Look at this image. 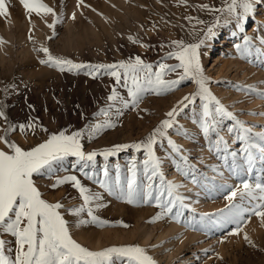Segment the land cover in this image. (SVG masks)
Masks as SVG:
<instances>
[{
  "label": "rangeland",
  "instance_id": "1",
  "mask_svg": "<svg viewBox=\"0 0 264 264\" xmlns=\"http://www.w3.org/2000/svg\"><path fill=\"white\" fill-rule=\"evenodd\" d=\"M229 2L83 0L78 6V0H44L61 17L53 31L47 27L52 22L51 15L32 13L29 19L21 0H7L9 14L0 16V38L6 41L0 44V111L6 117H0V135H5L9 126L35 125V131L17 128L7 132V138L25 150L62 130L66 134L85 130L81 139L85 152L144 140L167 118L166 113L178 101L196 90L193 81H183L168 93L145 92L137 105L124 107L121 100L131 99L127 89L117 85L115 78L104 70L95 78L87 74L88 69L62 72L41 64L40 60L46 57L35 49L44 46L54 56L93 65L127 61L139 55L155 68L169 51L178 50L172 41L193 44L202 39L204 43L198 51L212 93L253 133L264 132V98L251 91L264 92V0H257L253 13L243 25V32L236 28L234 18L226 11H217ZM203 5L207 7H201ZM213 25H216L214 34L206 37L208 28ZM244 36L249 37L246 46ZM237 44L241 45L240 49L236 48ZM163 62L178 63L175 57ZM176 77L177 73H170L165 78ZM113 86L119 97L116 101H108ZM101 108L109 111L108 117L99 114ZM117 112L122 114L117 115ZM105 119H110L115 127L89 139L86 126ZM211 120L210 117L209 123ZM202 122V106L197 99L195 104L179 112L173 128L167 130V136L180 151L175 152L167 138L155 145L166 180L182 185L178 192L184 198V206L178 202L172 213L155 222L150 221L162 211L156 200L160 182L158 178L152 181V196L144 202L149 180L143 170L142 161L146 158L143 150L137 152L128 148L107 160L97 155L95 163H89L84 171L80 170L82 164H76L75 157H67L55 163L50 172L34 175V181L42 198L52 203L61 202L65 209L78 207L83 201L70 182L52 188L58 178L74 175L92 193L102 197L99 203L103 207L96 208L97 202L91 206L96 216L108 221L103 226L93 223L77 226V219L90 221L87 210L76 217L61 209L71 225L73 238L90 250L139 245L157 264H264V223L261 219L246 214L247 223L240 225L239 234H235L236 224L225 220L231 211L227 199L231 191L242 188L243 180L254 184L260 177L264 181V163L255 156L256 166L251 173L247 172L240 151L242 142L236 140L235 132L228 131L235 124L234 120L224 118L216 131L207 135L202 130ZM218 137H223L227 144L217 143ZM0 148L8 150L2 142ZM233 152L237 153L235 157L231 155ZM133 157H136L139 197L129 203L126 195L119 193L127 191ZM105 167L109 173L107 178L103 175ZM105 179L112 192L100 185L99 181ZM167 198L165 194L162 199ZM232 203L249 206L239 196ZM177 212L181 214L178 219L175 218ZM217 212L223 214L217 227L205 225L207 222L200 225L202 218L205 220ZM145 233L148 238H144ZM245 234L250 237L251 244L244 239ZM3 238L8 241V248H15L13 237L5 235Z\"/></svg>",
  "mask_w": 264,
  "mask_h": 264
},
{
  "label": "snow or ice",
  "instance_id": "2",
  "mask_svg": "<svg viewBox=\"0 0 264 264\" xmlns=\"http://www.w3.org/2000/svg\"><path fill=\"white\" fill-rule=\"evenodd\" d=\"M26 9L29 19L31 14L38 16L51 15L52 22L47 27L55 31L56 25L60 22L61 17L56 10L44 3V0H21ZM83 0H78L82 4ZM257 0H230L226 7L217 9L220 12L234 18L235 26L241 32L244 31L243 25L253 13ZM201 7H207L203 5ZM8 7L7 0H0V16H7ZM72 18L75 19V13ZM230 21H225L229 23ZM219 23V19H217ZM213 25L209 27L206 37L213 35ZM235 35V33H233ZM33 37L30 35L29 39ZM51 39V37H49ZM245 46L248 44L249 37L244 36ZM264 39V38H262ZM135 42V41H134ZM6 43L0 38V44ZM178 50L169 51L162 61L155 66L147 63L137 55L127 61L121 60L113 64H82L75 63L71 59L57 57L52 55L49 48L41 46L35 49L43 52L45 59H41L40 63L49 67L58 68L60 71L76 72L88 69L87 74L96 77L100 70H104L105 74L114 77L116 84L127 89L130 101L122 99L121 103L124 107L129 104L135 106L138 104L142 94L153 91L156 94L168 93L176 90L183 81L190 80L196 84V90L193 93L185 95L177 105L166 113L167 118L162 120L153 131L139 142L131 144H117L110 148L102 150H93L85 152L81 142L85 135V130L74 131L66 134V131L53 133L49 135L44 142L25 150L16 142L7 138V132L25 131L31 128L35 131V125H18L9 126L5 129V135H0L2 142L8 150L0 148V264H157V261L148 254L144 247L139 245L111 246L101 250L93 251L81 245L73 238L71 233V225L65 218L64 209L70 215L80 217L87 210V219H77V226L88 223L103 226L108 221L101 220L94 214L91 206L93 202L95 207H103L99 203L102 197L99 194L92 193L90 189L84 186L81 181L74 175H68L58 178L51 185L52 188H58L65 183H71L72 186L79 191L83 203L80 206H73L65 209L61 202H49L42 198V193L34 181V175H41L50 172L53 165L64 161L67 157H75L76 164H82L81 171H84L89 163L94 164L97 155H101L107 160L110 156L116 155L119 151L128 148L135 149L137 152L143 150L145 159L142 161L144 174L149 180L147 191L144 193V202H147L152 196L154 187L152 181L159 179L160 186L157 188L156 196L157 204L162 209L157 213L150 222L162 219L165 215L172 213L173 208L179 202L183 205V197L178 192L182 186L173 181L166 180L162 171V161L155 154V145L160 143L162 138H167L168 144L175 152H179L180 148L175 142L167 136V130L173 128L175 117L183 108L189 104H195L199 99L202 106V130L205 135L215 132L218 124L224 118L235 121L232 127L228 128L230 133H236V140L242 142L241 153L244 156V163L247 165V172L251 173L256 166L255 153L259 154V160L264 163V132L253 133L252 129L245 126V123L238 120L234 113L229 111L227 107L212 93L208 86L209 78L205 75L200 61L198 49L204 43L185 44L181 40L171 42ZM237 49L241 48L240 44L236 45ZM178 61L175 64L164 63V59L173 58ZM170 73H177L174 79H166ZM251 88V86H249ZM252 92L264 98V92L251 89ZM251 94V93H250ZM119 93L113 86L111 94L107 97L108 101H116ZM109 108L112 107L110 104ZM99 114L105 117L109 116V111L105 108L99 110ZM122 113L117 112V115ZM0 117H5L3 111H0ZM212 118L209 123V118ZM219 117V120L216 119ZM115 127L110 119L103 122H97L93 125L86 126L88 138L93 139L96 135L107 128ZM227 144L223 137H218L217 143ZM220 151L219 148L216 149ZM227 151V148L224 149ZM233 157L236 152L231 153ZM186 160V157L183 158ZM227 159V157H225ZM136 157L132 158L129 172L131 177L127 182V191H121L119 195L125 196L127 202L134 203L139 197L136 190ZM180 170V169H178ZM104 177L107 178L109 173L107 167L104 169ZM118 180V178H117ZM100 185L109 192L113 189L107 180L99 181ZM165 194L167 199H162ZM239 196L241 201H247V207L240 204L232 203L235 197ZM230 201L231 211L225 218L227 223L236 224L235 234H239L240 225L247 223L245 215L258 216L264 223V181L257 177L254 184L247 180L242 181V188L231 191L227 197ZM181 214L177 212L175 218H179ZM10 235L14 238L15 248H8L3 237ZM244 239L251 244L250 237L245 234Z\"/></svg>",
  "mask_w": 264,
  "mask_h": 264
},
{
  "label": "bare ground",
  "instance_id": "3",
  "mask_svg": "<svg viewBox=\"0 0 264 264\" xmlns=\"http://www.w3.org/2000/svg\"><path fill=\"white\" fill-rule=\"evenodd\" d=\"M221 35V34H220ZM219 35V36H220ZM220 37H222V36H220ZM214 40V39H213ZM212 50V49H211ZM214 53V52H213ZM254 155L255 156H257V157H259V154L258 153H255L254 152ZM220 212H224V211H220ZM216 213L217 215H214V216H211V217H207L205 220H204V218H202L203 220H200V225L202 224H205L204 222H207V224H205V225H211V224H215V226L217 227V225H219V223H220V221H222V219H221V217H223V214H225V212L222 214V213ZM226 216V215H225ZM199 223V222H198ZM199 226V225H198ZM205 230V229H204ZM203 230V231H204ZM149 237V235L147 234V233H145L144 234V238H148Z\"/></svg>",
  "mask_w": 264,
  "mask_h": 264
}]
</instances>
